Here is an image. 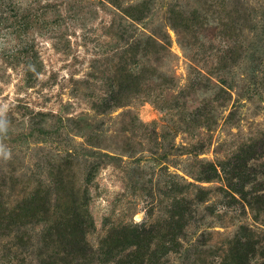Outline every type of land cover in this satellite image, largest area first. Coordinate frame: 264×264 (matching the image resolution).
Segmentation results:
<instances>
[{
    "label": "rangeland",
    "instance_id": "obj_1",
    "mask_svg": "<svg viewBox=\"0 0 264 264\" xmlns=\"http://www.w3.org/2000/svg\"><path fill=\"white\" fill-rule=\"evenodd\" d=\"M99 248L264 264V0H0V264Z\"/></svg>",
    "mask_w": 264,
    "mask_h": 264
},
{
    "label": "trees",
    "instance_id": "obj_2",
    "mask_svg": "<svg viewBox=\"0 0 264 264\" xmlns=\"http://www.w3.org/2000/svg\"><path fill=\"white\" fill-rule=\"evenodd\" d=\"M218 83H220V82L218 81ZM221 85L225 89H228V87H226L224 85V83H221ZM211 171H213V173L214 172L216 173V169L213 165H211ZM192 172H190V176H191V178H194L195 181L200 182V180H204L205 177H203V174L201 175V173H197V175H193L194 173H192ZM187 186H191V187L195 188V185L192 183H187ZM32 196H33V200H34V202H32V205L38 201H43L45 204H47V205L49 204L53 213L57 214L59 212L58 203L60 201H62V199H61V195L57 194L56 192L47 191L46 193H43L41 195L32 194ZM52 196H54V197L51 198ZM51 201L53 204L51 203V205H50ZM85 206H86V203H82L76 198V200L74 201L72 206H70V211H68V212L64 211L62 214H59V216H58L59 221H58L57 225L54 224V227H56V230L48 225L49 224L48 220H46L47 221L46 222L44 219L40 218V216L37 217V218H39L38 220L32 221L31 223L34 226H37V227L40 226V227H38V230H37L38 237H45V239H47V238L53 237V236L54 237L62 236L61 237L62 239L67 240V239H69V237H72V234L74 232L77 231L78 221H77V218L74 216V212L78 211L80 214V213L85 211V213H86V207ZM14 211H16V209ZM32 211L34 214L33 217L40 215V213L37 211L36 207L33 208ZM14 213L15 212H13V214ZM181 218H182V216H181ZM53 219H54L53 220V222H54L56 220V217H53ZM80 222L82 223V221H80ZM83 232H84V230H83ZM110 250H111L112 256H114V253H116V249L111 248ZM97 253H95L94 251L91 252V254L94 255L93 256L94 259L92 261L95 260L96 262H98L99 260H101V262H99V264H105L104 262H106V259H104L103 257H106L107 260L112 261L113 257L112 256H106V255L102 254L103 250L101 248H99V252H97ZM249 254H250V252L248 251V253H246V255H245V256H247V259L243 258V260H241L238 264H250L249 263L250 261L252 263L253 260L250 259V257L248 258Z\"/></svg>",
    "mask_w": 264,
    "mask_h": 264
}]
</instances>
